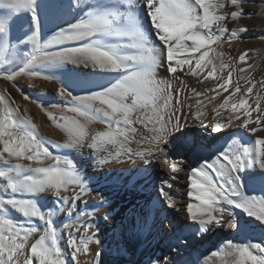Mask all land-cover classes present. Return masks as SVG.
I'll list each match as a JSON object with an SVG mask.
<instances>
[{
  "label": "snow or ice",
  "instance_id": "snow-or-ice-1",
  "mask_svg": "<svg viewBox=\"0 0 264 264\" xmlns=\"http://www.w3.org/2000/svg\"><path fill=\"white\" fill-rule=\"evenodd\" d=\"M253 2L0 0V78L25 101L17 78L56 81L58 102H32L63 134L41 135L0 93V264H122L125 240L153 229L167 251L135 264H264V95L253 96L264 79L244 75L252 49L227 60L218 50L243 41L249 29L227 25L256 15L243 7ZM208 93L221 101L210 113L197 107ZM125 164L130 178L112 176ZM182 173L186 203L172 191H185ZM140 181L153 193L116 222L105 191ZM98 221L111 227L107 242ZM257 229L261 239H237Z\"/></svg>",
  "mask_w": 264,
  "mask_h": 264
},
{
  "label": "bare ground",
  "instance_id": "bare-ground-1",
  "mask_svg": "<svg viewBox=\"0 0 264 264\" xmlns=\"http://www.w3.org/2000/svg\"><path fill=\"white\" fill-rule=\"evenodd\" d=\"M246 8L249 10L253 9V4H246ZM246 23L248 25H250L249 27H252L251 33L253 34L255 28H257L256 27V21L254 20V18H252V19L248 18L246 20ZM245 49H252V51H250L248 53V56L249 57H255L254 51L256 50V42L250 39V41H245V40L238 41V42L232 41L231 46L228 43H226L222 46H218L219 51L224 52V50H226V51L228 50L229 52H232L233 55L237 57V59H238L239 53L243 52ZM252 60H254V59H252ZM259 62H260V59L254 60V62H252V64H251L252 65L251 69H249L247 67V65H244V67H245L244 75L250 76V78L254 77L255 80L260 81V79H261L260 74L261 73L259 70V68H260ZM56 75L59 76L60 74L57 72ZM185 79L189 84H191L192 87H195L199 91L203 92L204 85L197 83L195 77L188 76V77H185ZM236 79H238V78H236ZM236 79L234 78V76L232 77L233 82H235ZM42 83H43L42 84L43 87L41 89H43L44 91L47 90V91L52 92V93H55V89L59 86L56 81L55 82L44 81ZM240 83H241V86L243 87L244 82L241 81ZM205 85H207L208 87H215V81H206ZM32 87L36 88L37 86H34V84H33ZM73 90L78 92V90H76V89H73ZM187 93H188V89H183L181 99H184V97H185V95H187ZM223 95H227V93H223ZM53 96L54 97H52V99L55 101L53 103H56L57 100H56L55 94ZM211 96H213V93H208V94H206V96L200 97L199 99L202 100V105H199L197 107H199L202 111H204L206 113H210L211 109L214 107V105L221 102L220 97H216L215 100H212L210 102L209 98ZM195 99H196L195 97H192L190 99H186L185 104H195ZM232 99L236 100V97H233ZM261 103H262V105H264V101H262ZM66 113L67 114H65V115H67L69 117H72L75 115L74 113L67 112V111H66ZM59 118H60L59 114H57V119H59ZM31 119H32L33 123H35L38 126L41 135L46 136L49 139H53V140H57V141L62 140V138H63L62 132H60L58 129L55 128V126L53 125L52 121L49 118L45 121L39 110L37 112L35 111V113L32 112ZM90 127L94 130H100L103 128V125L93 123L92 125H90ZM233 131H235V130L234 129L226 130L225 134L221 137V139L218 142H215L216 146L218 147L220 144H224L225 141L228 139V133L233 132ZM259 135L264 136L263 133H260ZM211 140H212V137L208 136L207 141H211ZM207 141H205V142H207ZM248 142H251V141H248ZM117 166H118V168H120L119 166H127V168H128L130 165L125 164V165H117ZM117 166H114V167H117ZM158 167L159 166H157L156 168H158ZM186 176H187V173H182L181 174L182 179L180 181L181 185L185 188V191L183 193H180L175 188L172 190L174 195H183V202H185V203L187 202V195H186L187 179H186ZM128 178H130V177H127V179ZM152 193H153L152 184L149 183V184H147V186H145L144 181H140L138 183L136 189L133 191H126L122 188L118 189V190L105 191V194L108 195L112 201V209H113V214L116 217V222H119L121 217H123L124 215L127 214V212L129 211V209L131 208V206L133 204L143 203V201ZM91 202H93V201H90V203ZM180 219H183V215H181ZM98 222L100 223L101 237L105 240V242H107L110 235H111V227L109 225H105L103 223V221H98ZM251 234L252 233L250 232L247 234V236H249ZM243 237L244 236H240V237H237V239L241 240ZM212 239L214 241L216 239V237H213ZM125 243L128 247L129 252L124 257L122 264H135V262L140 261L144 258L142 256V253L146 254L149 252H155V255L162 256L164 254V252L167 251L166 240L161 239V237L159 235H156L155 229L152 230V234H149L147 231H145L138 238L129 237L125 240ZM61 246L65 247V251L67 252V248H66L64 242H61ZM204 247H208V245L206 244V245H204ZM173 255H175V253H173ZM218 264H220V261H218Z\"/></svg>",
  "mask_w": 264,
  "mask_h": 264
},
{
  "label": "rangeland",
  "instance_id": "rangeland-1",
  "mask_svg": "<svg viewBox=\"0 0 264 264\" xmlns=\"http://www.w3.org/2000/svg\"><path fill=\"white\" fill-rule=\"evenodd\" d=\"M248 4H253V9H251L252 11L247 9L246 4H245L243 6L245 11L246 12H256L257 14L253 15L251 17L246 16V17H244L238 21H235V22L229 21L227 26L229 28H239L242 26H246L248 29L250 28L246 33L242 34L244 36L243 40L250 41V39H251V40L256 42V50L254 51L255 57H250L249 63L252 64V62H254V60L260 59L259 70L261 73L260 74L261 79H264V40L258 39V37L261 34H264V4L260 3L259 0H255V2L248 3ZM233 10L234 9L229 7L228 9H225L224 11H227L230 13ZM248 18H251V19L254 18V20L256 21V27L257 28H255L253 34L251 33L252 27H249L250 25H248L246 23V20ZM55 30H56V25L50 24L48 26V29H46L45 38H47L48 35H51L52 32H54ZM238 41L239 40H237L236 42H238ZM224 53L226 54V56H225L226 60H227L228 55H230L232 57L234 56L233 53L229 52L228 50L227 51L224 50ZM234 57H236V56H234ZM252 59H254V60H252ZM238 75H239L238 73L233 74L235 79L238 78L237 77ZM252 79H254V77ZM44 81L45 80L40 79V78H33L32 80H29L27 77H19V78H17L16 83H17V85H19L20 89H22L23 93L32 97V100L41 99V100L45 101L46 103L47 102L53 103L55 101L52 99V97H54L53 95L55 93L49 92L47 90L44 91L43 89H41L43 87L42 82H44ZM255 81H258V80H255ZM50 82H55V81H50ZM33 84H34V86H37V87L36 88L32 87ZM29 85H31V87ZM254 92L255 93L258 92L260 95H264V89H260L259 85H257V87L254 89ZM0 93H4L6 95H9V99H14L13 107H15L17 105L19 106L20 115H22V116L28 115L29 118H31L32 112L35 113V111L37 112L39 110L43 116V119L45 121L48 119V116L46 115V113L43 112L37 106V104L33 103L32 100L25 101L21 95V92L17 91L16 87H13L11 82L5 81L2 78H0ZM255 93H253V95H255ZM185 109H186L185 111H187V108H185ZM48 111L52 112V113L59 114L61 110L59 108L48 107ZM64 114H67V113L65 112ZM114 166H117V165H114ZM114 166L111 167V173L114 177H115V175L116 176L119 175L120 177H122V179H127V177H129V173L127 171H124V169H129L131 166H129L128 168H127V166H119L120 168H118V166L117 167H114ZM89 169H91V162H89ZM104 171H106V172L109 171V168H105ZM155 172L159 173L160 167L156 168ZM257 194H259V193H257ZM237 211L239 212V210H237ZM251 233H252L251 235L244 236L241 240L248 239L249 237L253 240H259L262 238L259 229H257L254 232H251Z\"/></svg>",
  "mask_w": 264,
  "mask_h": 264
}]
</instances>
